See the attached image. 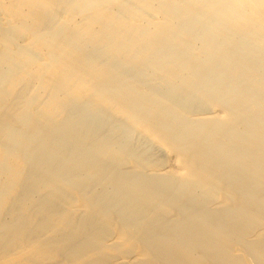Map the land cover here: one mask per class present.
Segmentation results:
<instances>
[{
    "label": "bare ground",
    "instance_id": "bare-ground-1",
    "mask_svg": "<svg viewBox=\"0 0 264 264\" xmlns=\"http://www.w3.org/2000/svg\"><path fill=\"white\" fill-rule=\"evenodd\" d=\"M0 264H264V0H0Z\"/></svg>",
    "mask_w": 264,
    "mask_h": 264
}]
</instances>
